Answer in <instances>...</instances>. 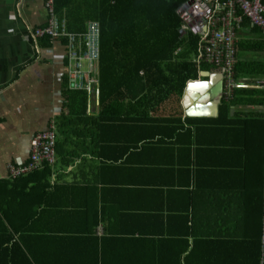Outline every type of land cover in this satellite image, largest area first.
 Returning <instances> with one entry per match:
<instances>
[{"label": "crops", "instance_id": "0c3cea01", "mask_svg": "<svg viewBox=\"0 0 264 264\" xmlns=\"http://www.w3.org/2000/svg\"><path fill=\"white\" fill-rule=\"evenodd\" d=\"M54 13L67 24L55 0ZM49 17L44 0H0V220L33 264H260L264 74L250 73L264 63L263 33L242 16L234 90L253 89L250 101L226 96L210 66L152 106L133 79L101 99L99 58L88 75L82 45L81 75L97 81L69 89L66 39L34 35ZM50 120L54 163L8 178ZM14 249L4 244L1 264H27Z\"/></svg>", "mask_w": 264, "mask_h": 264}, {"label": "trees", "instance_id": "16d2710c", "mask_svg": "<svg viewBox=\"0 0 264 264\" xmlns=\"http://www.w3.org/2000/svg\"><path fill=\"white\" fill-rule=\"evenodd\" d=\"M188 2L190 0H55V7L59 13L64 9L68 12L66 26L69 31L83 32L86 23L91 20L99 24V61L96 71L100 98L105 89L116 87L117 84L123 86L128 83L127 80L133 79L139 83L145 96L149 93V96L158 100L156 103L149 100L150 105L154 106L171 94L181 96L189 80L197 79L200 71L210 68L201 58L204 44L200 34L191 28L181 29V10ZM243 21V25H250L247 19ZM44 40L47 41V38ZM261 65V71H252L250 74L263 75L264 63ZM243 67V61H236V77L241 75ZM235 90L233 95L235 93L238 102H243L244 97L253 94L250 88ZM75 94L85 95V92H69V96ZM219 110H228L225 101ZM44 167L49 168L50 165L45 164ZM18 233L20 231L15 224L6 225L0 220V259L4 258L6 244L8 252L16 248L27 264H33L25 252H29L28 248H22L20 241L16 240L15 235ZM32 259L37 262L34 256Z\"/></svg>", "mask_w": 264, "mask_h": 264}, {"label": "built area", "instance_id": "2783aa9c", "mask_svg": "<svg viewBox=\"0 0 264 264\" xmlns=\"http://www.w3.org/2000/svg\"><path fill=\"white\" fill-rule=\"evenodd\" d=\"M44 4L50 17L45 26L35 30L34 35L37 37L48 36L51 39L58 37L66 39L70 73L68 88H84L90 92L97 80L89 76V80L83 79L79 70L81 56L75 46L86 47L82 58H87L90 62L87 69L89 75L94 67V62L99 58L100 29L98 22L88 21L83 33L70 32L66 28L65 21H59L56 18L54 0H44ZM237 5L242 11V15H234ZM181 15L183 17L181 29L191 28L200 34L204 44L201 58L210 66L221 71L225 94L228 97L231 96L238 85L234 73L237 61V30L243 16L264 35V0H190L182 8ZM256 82L264 85V80ZM55 141L56 124L54 120H50L45 130L33 136L28 160L18 164H8V178L17 179L42 169L45 164L52 165L55 161ZM262 201L260 264H264V187Z\"/></svg>", "mask_w": 264, "mask_h": 264}]
</instances>
